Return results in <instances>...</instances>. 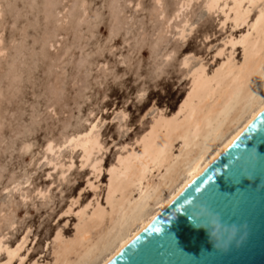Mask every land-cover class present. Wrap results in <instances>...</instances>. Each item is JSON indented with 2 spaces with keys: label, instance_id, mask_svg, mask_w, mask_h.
Instances as JSON below:
<instances>
[{
  "label": "rangeland",
  "instance_id": "rangeland-1",
  "mask_svg": "<svg viewBox=\"0 0 264 264\" xmlns=\"http://www.w3.org/2000/svg\"><path fill=\"white\" fill-rule=\"evenodd\" d=\"M0 2V236L13 245L30 227L21 254L29 249L25 264H43L50 260L51 246L43 247L55 229L61 227L64 236L72 233L75 217L63 214L70 200L80 192L79 206L102 195L107 178L104 171L96 182L89 167H79V152H74L73 167L59 180V168L41 161L45 144L58 145L98 118L103 166H109L159 111L172 114L188 91L187 69L179 65L182 56L191 55V65L201 61L211 70L222 58L213 56L230 30L219 24L220 13L205 12L200 2L184 11L200 26L198 34L184 40L174 36L182 17L166 25L178 0H139L136 9L135 0H86L81 20L76 0ZM209 33L212 39L204 41ZM114 75L122 79L114 82ZM139 91L146 93L142 101L137 100ZM118 110L129 119L119 120ZM122 128L129 130L121 133ZM68 155L69 150L62 151L60 160ZM49 173L54 179H43ZM25 179L19 190H6ZM53 184L44 198L33 195ZM21 193L28 198L21 200Z\"/></svg>",
  "mask_w": 264,
  "mask_h": 264
},
{
  "label": "bare ground",
  "instance_id": "bare-ground-1",
  "mask_svg": "<svg viewBox=\"0 0 264 264\" xmlns=\"http://www.w3.org/2000/svg\"><path fill=\"white\" fill-rule=\"evenodd\" d=\"M194 2H200L205 12L220 13L219 24L229 25L230 32L241 28L243 31L238 35L229 32L221 41L222 47L216 51H222L223 55L213 57L222 58L209 71L201 61L191 65V55L182 56L179 65L187 69L184 75L189 78V88L172 114L159 111L134 143L129 148L123 147V152L107 167L103 166V150L97 147V138L102 145V123L98 118L90 123L99 122V131L94 135H86L91 131L89 125L65 137L58 145L52 141L45 144L41 161L47 158V165L55 170L59 168V180L73 167L74 152H79V167H89L96 182L104 171L107 178L102 195H94L79 206L80 192L70 200L65 213L75 217L72 233L64 236L61 227L55 229L43 247L46 250L51 246L50 260L43 264H108L264 111V18H261L264 0H217L211 11L208 7L211 0H178L166 25L182 17L174 26V36L180 40L186 38L185 32L192 31L191 27H185L193 22L184 16V11ZM85 5L86 0H76L79 20L86 14ZM136 5H140L139 0H135V9ZM66 9L65 6L56 11L57 15ZM1 12L0 2V15ZM237 50L238 58L235 57ZM3 51L0 37V55ZM121 113L120 110L116 115L119 120L124 119ZM73 136L78 139L65 148ZM48 143L53 145L51 150L47 148ZM64 150H69V155L61 161ZM27 182L26 179L12 182L6 190H19ZM37 191H44L47 196L48 187L33 192L34 196L44 198L37 196ZM22 195L25 199L21 200L28 198L26 193H21L20 198ZM75 206L77 210L72 212ZM29 229L25 228L13 245L4 241V235L0 236V249H3L0 264L9 260L10 251L15 252L11 264L14 261L20 264L21 257L28 256L29 249L23 255L21 252L29 242ZM33 241L34 238L31 244Z\"/></svg>",
  "mask_w": 264,
  "mask_h": 264
},
{
  "label": "water",
  "instance_id": "water-1",
  "mask_svg": "<svg viewBox=\"0 0 264 264\" xmlns=\"http://www.w3.org/2000/svg\"><path fill=\"white\" fill-rule=\"evenodd\" d=\"M108 264H264V111Z\"/></svg>",
  "mask_w": 264,
  "mask_h": 264
},
{
  "label": "snow or ice",
  "instance_id": "snow-or-ice-1",
  "mask_svg": "<svg viewBox=\"0 0 264 264\" xmlns=\"http://www.w3.org/2000/svg\"><path fill=\"white\" fill-rule=\"evenodd\" d=\"M216 4H217V0H211L210 4L208 5L209 10L211 11L212 8L216 6ZM136 7H139V5H136ZM261 18H264V11L261 12ZM185 27H186V28H187V27H191L192 31H191V32H185L184 36H185V37H188V36H193V37H194L196 34H198V32H199V27H200V26H199L197 23L193 22L191 25H185ZM202 39H203L204 41H210V40L212 39L211 34L209 33L208 35L203 36ZM208 51L211 52V51H212V48L209 47V48H208ZM190 54H191V53H190ZM215 54H216L217 56H222V55H223V52H222V51H216ZM187 59H188V57H185V60H187ZM105 67H107V66L105 65ZM113 79H114V82H119V80L122 79V77H120V76H118V75H114V76H113ZM145 96H146V93H144L143 91H139V92L137 93V100H138V101H142L143 98H144ZM106 99H107V97H106ZM127 103H128V104H131V103H133V101H132V100H128ZM149 103L156 104L157 101H149ZM121 115H124V119H125V120H128V119H129V117H128L126 114H124L123 112L121 113ZM98 123H99V122H97L96 124H90L89 127H90L91 131L88 132V133H86V135L91 136V135H94L97 131H99V129H98ZM105 123L107 124L108 122L105 121ZM125 131H128V129H127V128H122V129H120V132H121V133H123V132H125ZM77 139H78L77 137L73 136V138H72L71 140H68V141L65 143L64 147H65V148L70 147V146H71V145H72ZM97 147H100V148H101V151L103 150V146L99 144V138H97ZM47 148H48L49 150H51V149L53 148V145H52L51 143H48ZM26 149H27V150H30V146H26ZM42 163H47V158H45V160L42 161ZM53 167H55V165H53ZM69 167H72V166L70 165ZM44 179H45V180H49V181H51V180L54 179V177L51 175V173H49V174H47V175L44 176ZM68 179H70V177H69ZM61 180H65V177H64V176H61ZM65 182H66V181H65ZM54 187H55L54 184L51 185V186L49 187V189H48V192H50V191H51V188H54ZM36 195L39 196V197H45V196H46V193H45L44 191H37ZM21 199H25V197L22 195V196H21ZM63 214L66 215L67 213H63ZM12 227L15 228L16 225L13 224ZM29 232H31V229H29ZM24 235L27 236L28 233H25ZM21 243H23V241H21ZM2 250H3V249H0V251H2ZM16 250H17V251L20 250V245H19V244L16 246ZM13 256H15V252L10 251V252H9V260H8V261H5L4 264H11V258H12ZM20 264H25V258L21 257Z\"/></svg>",
  "mask_w": 264,
  "mask_h": 264
}]
</instances>
